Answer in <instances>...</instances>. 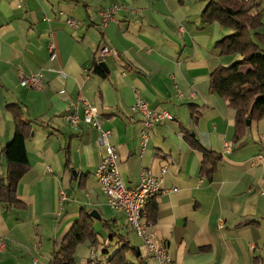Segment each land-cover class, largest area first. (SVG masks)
I'll use <instances>...</instances> for the list:
<instances>
[{
    "label": "crops",
    "instance_id": "crops-1",
    "mask_svg": "<svg viewBox=\"0 0 264 264\" xmlns=\"http://www.w3.org/2000/svg\"><path fill=\"white\" fill-rule=\"evenodd\" d=\"M258 4L264 35V0ZM112 6L119 9L101 30L99 12ZM204 6V0H0V175L1 150L16 126L8 106L32 123L25 141L30 168L16 190L23 208L0 203V264H49L81 210L91 216L98 242L78 245L74 264H107L124 242L139 250L140 257L127 255L130 262L158 264L97 184L105 150L96 144L98 131L82 120L86 105L111 133L125 187L135 188L143 169L156 176L166 169L151 223L172 264H264V166L251 165L264 155V119L232 141L235 112L210 93L209 79L241 57L214 48L232 30L204 24ZM101 47L110 53L99 60ZM19 74L39 75L42 88L22 87ZM137 98L173 117L149 130L143 151L142 123L130 112ZM68 114L80 123L71 126ZM185 134L221 156L212 181L200 176V154ZM226 143L231 150L223 154ZM248 221L256 224L239 227Z\"/></svg>",
    "mask_w": 264,
    "mask_h": 264
},
{
    "label": "trees",
    "instance_id": "trees-1",
    "mask_svg": "<svg viewBox=\"0 0 264 264\" xmlns=\"http://www.w3.org/2000/svg\"><path fill=\"white\" fill-rule=\"evenodd\" d=\"M205 6L200 14L204 24L217 23L221 27L232 30L229 36L217 41L214 48L222 56L238 54L241 58L228 67H217L209 79L210 93L217 94L228 107L235 112V126L232 141L242 140L247 128L246 121L259 122L264 119V35L262 14L258 11V0H204ZM95 72L101 77L105 75L96 66ZM247 67L246 71L241 68ZM16 123L14 136L1 150L6 164V172L0 175V203L6 209H20L23 205L16 198L17 186L22 177L29 171V163L25 152V141L31 137L32 123L22 119V112L17 106H8ZM194 121L196 115L191 114ZM191 149L200 154V176L212 181L221 156L203 148L200 143L186 135ZM66 166V163H65ZM147 222L156 219V206L151 203L145 209ZM256 224L253 221L239 225ZM115 235L111 234L109 239ZM89 243L94 246L98 242L93 228V220L81 210L61 244L52 251L49 264H74L73 256L78 245ZM131 254L140 257L136 247L124 242L108 259L107 264H134L127 259ZM140 260L138 264H142Z\"/></svg>",
    "mask_w": 264,
    "mask_h": 264
},
{
    "label": "built area",
    "instance_id": "built-area-1",
    "mask_svg": "<svg viewBox=\"0 0 264 264\" xmlns=\"http://www.w3.org/2000/svg\"><path fill=\"white\" fill-rule=\"evenodd\" d=\"M118 6L105 8L99 12L100 24L99 28L103 30L110 21H113L114 14L118 10ZM72 28H78V24L73 20L66 22ZM53 46H49L52 51ZM110 53L106 47H101L97 51L99 60L108 56ZM20 85L24 88L41 89L42 81L39 75L24 76L19 74ZM177 95L182 97L179 90ZM130 112L133 117H138L141 120L142 128L140 137L142 140L141 150L146 147L149 138V130L155 126H162L165 122L173 121L171 114L165 110L151 108L147 102L137 98L134 104L130 107ZM64 120L71 126H77L80 119L75 114L64 116ZM83 122L93 127L98 131L96 144L105 150V156L95 171V178L102 194L107 200L108 206L114 210L122 212L125 216L127 225L142 242L148 256L155 260L158 264H172V256L169 247L160 241L155 232L152 230V223L147 222L144 218L145 209L151 202L155 200L161 190V176L166 172L165 168L161 169V176L154 175L149 169H143L140 173L139 183L133 188L124 186L118 168V153L116 149L109 143L111 133L101 130L100 118L95 110L90 106H84ZM231 150V144L224 145L223 154H228ZM251 165L264 166V155L257 154L251 158ZM61 200H64L63 194ZM3 244L0 242V249ZM93 257V255H92Z\"/></svg>",
    "mask_w": 264,
    "mask_h": 264
},
{
    "label": "water",
    "instance_id": "water-1",
    "mask_svg": "<svg viewBox=\"0 0 264 264\" xmlns=\"http://www.w3.org/2000/svg\"><path fill=\"white\" fill-rule=\"evenodd\" d=\"M250 123H249V121H246V125L248 126Z\"/></svg>",
    "mask_w": 264,
    "mask_h": 264
},
{
    "label": "rangeland",
    "instance_id": "rangeland-1",
    "mask_svg": "<svg viewBox=\"0 0 264 264\" xmlns=\"http://www.w3.org/2000/svg\"><path fill=\"white\" fill-rule=\"evenodd\" d=\"M100 247H101V246H100ZM98 255H99V256H102V255H101V252H98Z\"/></svg>",
    "mask_w": 264,
    "mask_h": 264
}]
</instances>
